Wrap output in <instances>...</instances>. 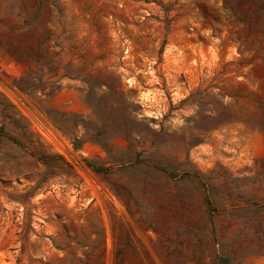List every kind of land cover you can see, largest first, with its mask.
Returning a JSON list of instances; mask_svg holds the SVG:
<instances>
[{"label":"rangeland","instance_id":"rangeland-1","mask_svg":"<svg viewBox=\"0 0 264 264\" xmlns=\"http://www.w3.org/2000/svg\"><path fill=\"white\" fill-rule=\"evenodd\" d=\"M221 257L264 264V0H0V264Z\"/></svg>","mask_w":264,"mask_h":264},{"label":"trees","instance_id":"trees-1","mask_svg":"<svg viewBox=\"0 0 264 264\" xmlns=\"http://www.w3.org/2000/svg\"><path fill=\"white\" fill-rule=\"evenodd\" d=\"M88 166L91 168V169H93L94 171H105L106 170V168H97V167H95L93 164H91V163H88ZM221 260L223 261V263L225 264L226 263V259L224 258V257H221Z\"/></svg>","mask_w":264,"mask_h":264}]
</instances>
